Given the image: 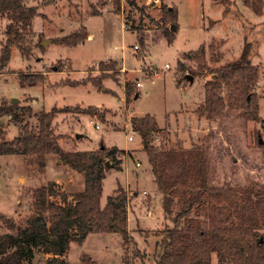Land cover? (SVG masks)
Wrapping results in <instances>:
<instances>
[{
	"label": "rangeland",
	"instance_id": "374dc122",
	"mask_svg": "<svg viewBox=\"0 0 264 264\" xmlns=\"http://www.w3.org/2000/svg\"><path fill=\"white\" fill-rule=\"evenodd\" d=\"M136 1L137 7L127 0H58L47 6L42 0H27L39 7L25 35L29 56L12 48L8 65L0 70V103L17 98L14 104L21 107L23 124L32 127H39L40 113L57 108L52 126L65 152L116 149L106 158L110 166H105L101 203L126 191L132 237L125 241L117 233H91L83 242L72 241L65 256L57 255L58 262L37 250L32 264H84L87 256L97 264H156V235L175 225L180 204L175 196L174 214L165 213L166 195L156 185L143 138L136 133L129 141L134 117L157 119L151 145L164 142L167 150L202 151L210 186L235 192L264 186V143L259 144V138L264 139V0H251L260 13L246 0ZM164 6L177 8V23L162 21ZM9 23L0 14V51ZM85 30L89 37L78 45L58 42L68 35L82 36ZM165 30L176 34L173 42ZM246 43L251 64L260 68L251 110L243 109L235 96L230 101L231 92L224 86L218 110L202 112L212 71L235 61ZM22 74L42 77L29 85L21 82ZM127 84L132 87L129 97ZM89 107H98L104 117L86 113ZM8 119L3 117L4 142L23 131V125ZM84 185L85 174L71 169L59 153L52 152L44 168L35 157L0 155V213L18 222L35 212L39 187L54 190L51 200L69 203ZM188 189H200L196 178L178 186L177 193ZM191 215L209 224L207 206L196 205ZM8 230L0 220V233ZM258 233L264 239V229ZM212 264H218L217 255Z\"/></svg>",
	"mask_w": 264,
	"mask_h": 264
},
{
	"label": "trees",
	"instance_id": "16d2710c",
	"mask_svg": "<svg viewBox=\"0 0 264 264\" xmlns=\"http://www.w3.org/2000/svg\"><path fill=\"white\" fill-rule=\"evenodd\" d=\"M42 2L47 6L58 0ZM127 3L137 7L136 0H127ZM245 3L256 12H261L255 2L246 0ZM38 9L37 5H29L27 0H0V14L10 21L6 28L8 38L0 51V70L8 65L14 46L24 56H29L30 47L25 35L29 32L33 18L39 14ZM163 9L162 21L178 22L179 15L175 6H164ZM152 20L161 23L160 20ZM166 33L170 42L176 39V34ZM88 37L85 30L82 36L68 35L58 42L78 45ZM244 47L235 61L212 71L214 79L206 81V103L202 112L218 110L224 100L219 89L224 86L231 92L230 101L235 96L243 109L251 110L256 102L252 90L258 82L260 68L251 64L250 45L246 43ZM41 77L37 74H22L21 82L32 85L40 81ZM126 93L128 97L132 94L130 84L126 85ZM20 109L17 104L5 101L0 103V155L24 154L35 157L44 168L47 157L52 152L59 153L71 169L85 174V188L76 194L73 201L58 203L51 200L54 190L42 186L35 190V212L26 219L18 222L0 213V220L3 219L9 227L8 231L0 233V264H32L37 250L54 255V261L58 262L57 255L65 256L72 241L83 242L91 233L111 232L121 235L125 241L132 239L126 191L120 190L117 196L110 195L105 204L101 203L108 161L106 158L113 156L116 149L111 151L102 147L99 150L65 152L59 147V139L54 135L52 126L59 112L57 108L38 115L39 127H32L29 122L23 124L19 116ZM85 112L99 119L105 115L98 107H89ZM5 116L9 117V121L23 125L22 133L16 139L6 142L2 141L6 131L3 122ZM156 125L157 119L154 116L132 119L133 130L143 138L148 151V163L154 170L156 185L166 195L165 213L168 216L174 214L175 196H178L180 204V210L174 214L175 225L164 228L156 235V264H212L214 255H217L218 264H264V244L258 233L259 229H264V186L236 192L231 187L210 186L203 152L167 150L164 142L151 145ZM192 178H196L200 189L196 192L188 189L177 193L178 186H187ZM196 205L208 207V225L204 226L191 215ZM182 222L184 226L180 227ZM83 262L97 264L91 256L84 257ZM61 263L66 264L65 260ZM127 264H130V260H127Z\"/></svg>",
	"mask_w": 264,
	"mask_h": 264
},
{
	"label": "water",
	"instance_id": "95a60500",
	"mask_svg": "<svg viewBox=\"0 0 264 264\" xmlns=\"http://www.w3.org/2000/svg\"><path fill=\"white\" fill-rule=\"evenodd\" d=\"M172 29H174V26L172 27ZM47 43H48V41L45 40V41L43 42L44 46L47 45ZM188 77H189L190 80H193V78H194L193 75H191V74H189ZM137 95H138V94H137ZM137 95H136V96H137ZM16 99H17V98H16ZM16 99H13V101L11 102V104H14V103L16 102ZM14 105H15V104H14ZM76 136H77L78 138L81 137L80 134H76ZM259 142H260V144L264 143V139H263V137H260V138H259ZM102 147H104V146H102ZM106 165H107V166H110V162L107 161V162H106ZM263 241H264V239L261 238V242H263Z\"/></svg>",
	"mask_w": 264,
	"mask_h": 264
},
{
	"label": "built area",
	"instance_id": "2783aa9c",
	"mask_svg": "<svg viewBox=\"0 0 264 264\" xmlns=\"http://www.w3.org/2000/svg\"><path fill=\"white\" fill-rule=\"evenodd\" d=\"M135 48H138L137 45L134 46ZM138 86H141L142 84L140 82H137ZM137 132L134 131L133 129L131 130V132H129V141H134L135 140V134ZM138 166L141 165V162L140 161H137L136 163Z\"/></svg>",
	"mask_w": 264,
	"mask_h": 264
},
{
	"label": "crops",
	"instance_id": "0c3cea01",
	"mask_svg": "<svg viewBox=\"0 0 264 264\" xmlns=\"http://www.w3.org/2000/svg\"><path fill=\"white\" fill-rule=\"evenodd\" d=\"M161 194H163L161 191H160Z\"/></svg>",
	"mask_w": 264,
	"mask_h": 264
}]
</instances>
